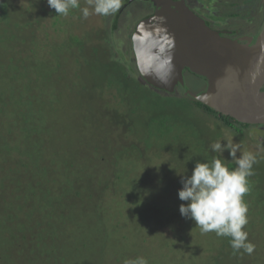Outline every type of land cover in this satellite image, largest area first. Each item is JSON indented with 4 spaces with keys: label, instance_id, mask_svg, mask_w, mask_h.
<instances>
[{
    "label": "rangeland",
    "instance_id": "obj_1",
    "mask_svg": "<svg viewBox=\"0 0 264 264\" xmlns=\"http://www.w3.org/2000/svg\"><path fill=\"white\" fill-rule=\"evenodd\" d=\"M35 1H1L8 6L12 19L5 18L7 21L0 25V38L5 37V41H0V64L5 61V52L19 49L21 44L23 48L27 45L28 53L34 55L43 51L44 60L40 63L43 71L38 70L42 79L35 74L25 76L19 80V89L24 93L32 87H42V106H47L43 115L35 112L26 121L15 118L17 112L10 109L5 120L0 121V264H124L125 260L137 257L147 260L150 253L153 254L147 260L150 264H217L218 258L224 263L223 250L232 249L227 243L229 237H217L215 232L202 234L194 221L179 212V205L186 203L178 198L181 176L191 175L198 161L210 163L213 160L210 146L218 140L224 144L223 140L233 137L235 143L242 144V151L256 152L257 143L264 141V126L244 129L241 133L230 130L185 94L163 92L141 76L135 62L132 34L138 22L156 7L150 0H127L122 2L124 6L118 13L90 15L87 19L82 17L79 8L69 11L71 16L80 14L78 18L57 16L47 0H42L46 13L41 23L42 34L33 42L30 28L23 27L22 12H27L26 18L34 19L36 11H41L40 5L34 7ZM196 1L199 3V0H191L193 6ZM251 1L255 5L236 17L222 15L225 11L215 12L212 28L232 29L238 31V35L256 37L259 28L264 27V0H246V3ZM79 3L81 8L88 6L87 0H79ZM217 5L221 4L217 2ZM217 7L229 9V6ZM114 15L117 24L113 26ZM2 18L0 13V21ZM53 21L61 24L59 30L58 25L51 26ZM40 30L41 27L36 33ZM84 34L93 38L78 46L79 37ZM73 51L75 53L71 54ZM117 64L129 70L131 79L140 81L142 91L137 90L136 94L149 101L150 106L145 107L146 103L141 99L133 100L132 96L122 99L123 104L112 97L109 76L115 75ZM58 65L70 75L64 102L58 99L64 85L59 82L62 75L47 68ZM2 68L3 64L0 70ZM8 71L4 72L3 68L6 75L2 76V81L7 77L11 79ZM112 78L117 79V76ZM186 81L188 90L208 95L204 93L206 84L198 83L191 72L185 75ZM42 118L56 124L54 133L58 134L54 140L57 144L62 141L54 148L59 154L58 160L77 153L85 156L78 166L66 167L64 174L52 182L55 210L50 209L47 198L42 200L37 191L43 188L42 171L37 168L39 155L42 156L38 141ZM22 122L25 123L21 127L24 134L32 140L26 152L19 147ZM5 131L12 133L10 148L2 137ZM203 138L207 144L202 142ZM260 155L264 157V153ZM219 157L229 169L234 168L228 151ZM253 168L254 175L248 177L249 192L243 198L248 205V224L243 230L248 232L255 251L251 255L243 249L228 254L225 257L232 264H255V256L262 258L264 264V158ZM32 179L34 183L29 184ZM81 181H86L87 188L94 191L91 200L85 195L82 206L74 204L63 210L66 207L59 205L60 197L67 186ZM28 184L31 185L30 195ZM33 186L37 187L35 196ZM259 198L263 199L261 203ZM42 216L48 227L62 232L57 236L60 245L48 251H42L41 241L30 229L23 234L20 230L23 223L33 228L36 221L42 222ZM182 224L186 226L182 228ZM173 227H179L178 236L184 238L172 237ZM19 240L23 246L18 245ZM160 256L163 261L159 260ZM249 256L246 262L244 259Z\"/></svg>",
    "mask_w": 264,
    "mask_h": 264
},
{
    "label": "water",
    "instance_id": "obj_2",
    "mask_svg": "<svg viewBox=\"0 0 264 264\" xmlns=\"http://www.w3.org/2000/svg\"><path fill=\"white\" fill-rule=\"evenodd\" d=\"M150 1L156 10L141 19L132 34L141 76L157 89L174 92L177 84L184 82V69L189 68L206 78L208 90L204 93L208 95L191 90L185 94L214 104L241 122L264 124V28L254 43L251 35L231 38L213 29L186 0ZM161 27L172 39L164 53L154 44ZM146 31H152L153 36H145ZM169 55L170 64L166 63ZM149 56L153 57L150 63Z\"/></svg>",
    "mask_w": 264,
    "mask_h": 264
},
{
    "label": "trees",
    "instance_id": "obj_3",
    "mask_svg": "<svg viewBox=\"0 0 264 264\" xmlns=\"http://www.w3.org/2000/svg\"><path fill=\"white\" fill-rule=\"evenodd\" d=\"M1 1L2 0H0V13L3 15V18L0 21V25H2L3 22L7 21V19H5V18L12 19V17H9L8 6L7 7L4 6L5 3H1ZM126 1L127 0H121V6L123 5L122 2H126ZM199 2L201 3V5L203 7L201 9L202 15L206 18V19L205 18L204 19L206 20L207 23H208V21H211V19L216 17L215 12L217 14H219L221 11H225L224 13H222V15L228 14L229 16L231 15L232 17H236V16L241 15L242 13H247L250 5L254 4L253 1L246 3V0H199ZM217 2L221 5H217ZM33 5H34V7H38V5L41 6V11H38V10L36 11L37 15L34 17V19L26 18V16L28 14H27V12L24 13V11L22 12V17L25 19L24 20L25 23L23 24V27H27V28L29 27L30 28L31 40L33 42H35V40L37 39V36L42 34L43 24H41V23H42L44 14H46V13L42 9V0H36ZM217 6H222V7H224V6L228 7L229 6V9L226 10L225 8H223V10H220L221 8L218 9ZM199 8H201V6ZM26 9H25V11H26ZM216 9H218V11ZM203 12H205V14H203ZM79 15H77L75 17V16H71V14L69 13V15L65 16V18L66 19L72 18V17L78 18ZM148 15H149V13L144 18H146ZM101 24L103 27H105L104 22H102ZM116 24H117V18H116V15H114L113 16V26ZM57 25H58L57 29L59 30L61 28V24H59L58 22L53 21L51 26L55 28ZM75 26H76V24L74 25V28H75ZM40 27H41V30L36 33V30H38ZM75 30L79 31L80 29H75ZM262 30H261V28H259V30H258L259 33L257 34V36L255 38V42L257 41L259 35L262 33ZM97 33H95V35H94L95 38H97V36H98ZM39 38H40V36H39ZM92 38L93 37L88 38V34L87 35L84 34V35L79 37L77 44H78V46L83 45V44L85 45L86 42L88 41V39L92 40ZM0 41L1 42L5 41V37H1ZM26 47H27V45L23 48L22 44H21L19 49L17 48V49L11 50L10 52L9 51L5 52V54L3 55V57L5 58V61L3 60V62L1 64H3L4 72L6 70L8 71V69H10V71H12V73L8 71L9 74L11 73L10 74L11 79L9 77H7V78H5L4 81H2L1 78L3 75H6V73L3 72V68H2V70H0V121L5 120L6 112L10 109H13L17 112L16 116H14V117L15 118L18 117L21 121L22 120L26 121V120L30 119L35 112H40V113L42 112V115H43V113L46 111L47 105L45 106V108L42 106V87H39V86L35 87V88L32 87L24 93H22L19 89V80L25 76L33 77V75L35 74L38 76V78L42 79V74H39L38 70H42L41 68H43V66L41 67V65H40V63H42L41 59L44 60L43 51H42V54L39 53V54L34 55L33 52L28 53L29 49H26ZM73 48H75V47H73ZM85 48H88V47H85ZM74 53H75V51L71 52V54H74ZM135 62H136V58H135ZM1 64H0V66H1ZM50 67L52 68V70H57L58 71L57 74L62 75L63 79L60 80L59 82L62 81L63 83L62 82L61 83L64 85L61 88L60 92H58V99L59 100L61 99L64 102L65 101V95H66L65 88L68 85V83L70 82V75H68L69 72L61 71L60 65L49 66L47 68H50ZM114 69L116 70L115 75L111 74V76H109L110 77L109 81L111 82V87H112V91H111L112 97H114V99L116 101H119L121 104H123L122 99L126 100V98L128 96H132L133 100L135 99L136 101H139L141 99V101L146 103L145 107L147 105L150 106L149 101H147L143 97L141 98V96L139 97L138 94H136L137 90L142 91L140 89V85H141L140 81L136 78L131 79L132 76L129 75V70H126L124 67H122V65L117 64L114 67ZM113 76H117V79L116 78L113 79L112 78ZM202 78L203 79L201 81H198V83H205L206 84V87H207V89L205 90V92H206L208 90V82H207L205 77L202 76ZM184 82L178 83V85L179 84L180 85H179V87H176L174 92H167L166 90H163V89H159V90H161L163 92H167V93H178V91H179V93L182 95V94H185L186 91H188V89H189L187 86L184 85ZM128 84L132 85V87H129ZM181 88H183V89H181ZM185 95L187 97H189L190 99H192L193 102L199 108H201L205 113L209 114L214 119L219 121V123H221L224 127L228 128L230 130H233L235 132L241 133L244 131V129H248L251 127H259L261 125L264 126V124H249V123L241 122V121L237 120L236 118H234L230 115L223 114L222 112H220L218 110V108L214 104H209L207 102H203V101L198 100L197 98H195L191 95H188V94H185ZM17 99L20 100L19 104L17 103V101H18ZM16 103L18 104L17 108H15ZM107 111H109V110H107ZM136 113H137V110H135V112L131 116V118H133L132 121L135 119ZM141 114H143L142 111H141ZM51 117L55 118V116H53V115ZM118 118L119 117H117V119ZM54 120H56V119H54ZM56 121H58V119ZM132 121L131 120L129 121V125ZM24 125H25V123L22 122L21 125L19 126V129L22 130L21 127ZM187 125H189V124H187ZM55 126H56V124L53 123L51 120H48V118H46V119L42 118V125L40 126L41 132L38 136V141L40 143V151L42 152V156L39 155V158H41V160L40 161L37 160V165H38L37 168H39V171H42V187H43L42 191L41 190H37V191H39L40 195H42V200H43V197L47 198V202L51 206L50 209H53V210H55V202L52 199V194L54 193V186H52V182L58 180V178L61 177V174H64V169L66 167H68L70 165H74V164H76L78 166V163H80V159L85 158L84 155L77 153L76 156L67 157L64 160H58L59 154H58V152L55 151L54 148H56L57 146H60L62 141H61V143L57 144L54 140V136L58 134V133H54L55 131H57V128H55ZM196 135L200 136L198 133H196ZM2 137L4 138L3 140L8 144V147L10 148L11 147L10 137H12L11 131H5V133L2 135ZM31 141H32L31 139H28L26 137V135L24 134V131L20 133L19 147H23L25 152L27 151L26 148L31 146ZM204 141L207 144V140L205 138H203L202 142H204ZM53 149H54V151H53ZM41 152H40V154H41ZM209 154L212 155V159L215 157L221 156L220 153H214L212 151L209 152ZM232 162H234V168H235L236 167L235 161H232ZM230 165L232 166V164H230ZM24 168H25V166H24ZM80 174L83 175V173H80ZM36 178H38V177H36ZM66 178L69 180L70 176L67 175ZM36 182L40 183V179H37ZM30 183H34V179H32L29 182V184ZM29 184H28L29 191H27V192L30 195L31 185H29ZM22 187L25 191V186H22ZM33 187H34V196H35V194L37 193V191H35V189H37V187L36 186H33ZM67 187H68V189L66 190V192L63 193V196L60 197V200H61L60 203L61 204H59V205L60 206L64 205L66 207V208H63V210L68 209V206H72L74 204L78 205V206H82V204H81L82 198L84 201L86 198L85 195H87L90 198L89 200H91L92 194H94V191L92 192L90 189L87 188V182L86 181H81L77 184H71L70 186H67ZM262 200L263 199L259 198L258 202L261 203ZM40 220H42V222L36 221L34 223L33 228H30L31 225L27 227L25 225V223H23V225L20 227L21 233L23 234L24 233L23 231H25L26 229H30L32 231V233H34V235L38 236L37 239L41 241L40 244L42 243V251L43 250L48 251L54 245L59 246L60 241L57 242V240H58L57 236L62 234L60 229L59 228H53L51 226L48 227L45 224L46 220L43 219V216L40 217ZM185 226H186V224L181 225L182 228H184ZM177 229L173 227L172 232H171L173 235L171 234V236L174 237V235H175L176 239L184 238L182 235L178 236V230ZM105 238H106V236H105ZM54 239H56V241H54ZM230 239L231 238L229 237L227 240V243L229 245H230ZM18 245H22L20 240L18 242ZM176 245H175V247H176ZM179 248H180V246H178V249ZM222 253L223 254L221 257L224 256L223 257L224 263H221L220 260L218 261V259H219L218 258V259H216L217 264H232L229 261V259L225 256H227L230 253H236V252L233 249H231V250H228L227 252L223 250ZM259 254H260V252H259ZM152 256H153V254L150 253V255H148L147 260L152 258ZM55 257H57L56 254H55ZM249 258H250V256L248 258H245L244 260L247 262ZM159 260H162L161 256L159 257ZM148 263L150 264L151 262L148 261ZM254 263L255 264H263V259L260 257L256 258V256H255Z\"/></svg>",
    "mask_w": 264,
    "mask_h": 264
},
{
    "label": "clouds",
    "instance_id": "obj_4",
    "mask_svg": "<svg viewBox=\"0 0 264 264\" xmlns=\"http://www.w3.org/2000/svg\"><path fill=\"white\" fill-rule=\"evenodd\" d=\"M49 8L54 9L57 16L69 15L70 9H80L81 15L87 19L90 15L110 16L121 8V0H87V7H80L79 0H47ZM163 22V17L159 18ZM152 37V31L144 33ZM156 35L159 52L164 53L166 45L172 46V39L164 28H159ZM162 41V43H161ZM153 57H148L150 63ZM166 63H171L168 56ZM161 68L164 64L160 65ZM253 75V82L255 81ZM218 140L211 144V151L223 156L228 151L235 161L236 167L229 169L224 161L215 157L209 162H197L191 175H182V187L178 190V198L182 202L179 212L182 217L191 219L200 228L202 234L215 232L217 237H230V246L235 252L241 249L249 255L255 251V245L248 240V232L243 230L248 224V205L244 196L249 192L248 177L254 175L253 166L259 163L264 153V141L256 145L257 151H242V144L235 143L232 138ZM240 153L238 156L237 153ZM124 264H148L144 257L125 260Z\"/></svg>",
    "mask_w": 264,
    "mask_h": 264
},
{
    "label": "flooded vegetation",
    "instance_id": "obj_5",
    "mask_svg": "<svg viewBox=\"0 0 264 264\" xmlns=\"http://www.w3.org/2000/svg\"><path fill=\"white\" fill-rule=\"evenodd\" d=\"M152 2V1H151ZM186 2H187V4H188V6L197 14V15H199V16H201L202 18H205L203 15H202V5H201V3L199 2H197V3H195L196 5L195 6H193L192 5V3H191V0H186ZM153 3V2H152ZM201 6V8H199ZM156 8L157 7H155L154 9H152L150 12H149V15H151L155 10H156ZM148 15V16H149ZM206 19V18H205ZM208 24L211 26V24H212V22L211 21H208ZM212 27V26H211ZM213 29H215V28H213ZM217 30V29H216ZM218 31L220 32V34H222V35H224V36H228V37H231V38H241L242 36H244V35H238L239 34V32L237 31V32H234L232 29H223V30H220V29H218ZM255 38L256 37H254V39H253V43L255 42ZM133 45V44H132ZM133 50H134V48H133ZM135 58H136V56H135ZM192 73V74H194L195 76H196V79H198V81H201L203 78H202V76H200V75H198V74H196V73H194V72H192L189 68H185L184 69V71H183V73H184V81H185V75H188L189 73ZM186 83H187V81L186 82H184V85L185 86H187L186 85ZM180 85V84H179ZM179 85L177 84V86L176 87H179ZM184 86V87H185ZM181 89H183V88H181Z\"/></svg>",
    "mask_w": 264,
    "mask_h": 264
}]
</instances>
